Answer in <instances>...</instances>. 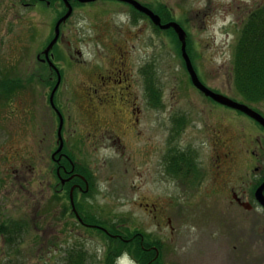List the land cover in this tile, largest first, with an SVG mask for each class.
<instances>
[{"label":"rangeland","instance_id":"374dc122","mask_svg":"<svg viewBox=\"0 0 264 264\" xmlns=\"http://www.w3.org/2000/svg\"><path fill=\"white\" fill-rule=\"evenodd\" d=\"M137 1L159 13L162 21L171 16L186 30L187 52L206 86L245 103L233 81L234 53L249 14L264 6V0ZM71 4L73 14L60 27L63 40L50 52V56L57 54L61 81L37 56L45 55L54 39L56 24L68 11L65 2L39 0L34 5L0 0V74L16 73L24 80L18 88L15 113H11L12 105L0 106V119L6 116L9 120L0 128V229L8 228L4 234L0 232V259L6 264H65L70 253L79 250L85 253L86 264H108L116 246L98 231L83 228L73 216L75 204L55 193L52 154L59 142V112L64 118L68 151L96 173L95 192L82 201L86 212L122 232L152 231V222L140 206L143 197L176 195L168 185L162 193L157 183L162 152L174 149L179 141L202 148L210 129L223 130L222 141L233 158L229 188L242 192L254 208L249 211L228 203L224 213L214 206L203 209L198 203L203 194L194 192L192 201L185 199V214L179 220V250L176 255L166 250L163 261L264 264V209L251 193L264 171V128L194 87L175 31H162L147 15L136 14L135 8L124 2ZM121 60L126 62L128 79L122 84L112 81L110 86L117 90L132 86L123 91L132 92L135 102L146 111L140 127L144 135L125 136L122 145L87 144L82 133L88 120L79 115V106L99 84L94 72L115 70ZM50 80L59 84L54 106L50 96L56 86H50ZM3 84L0 81V98L7 95ZM155 90L160 99L154 96ZM251 107L264 116V102ZM181 115L189 121L188 131L173 136L175 120ZM199 127L206 131L199 134ZM210 151L207 147L205 152ZM210 200L215 202V197ZM125 249L117 264H141L139 251L127 245Z\"/></svg>","mask_w":264,"mask_h":264},{"label":"flooded vegetation","instance_id":"af4514ba","mask_svg":"<svg viewBox=\"0 0 264 264\" xmlns=\"http://www.w3.org/2000/svg\"><path fill=\"white\" fill-rule=\"evenodd\" d=\"M154 12L160 15L156 11ZM146 17L150 20L148 16ZM169 22L177 21L172 19ZM162 24L166 23L162 21ZM170 30L174 31V29ZM62 40L63 36L61 35L58 44L62 42ZM68 44L71 45V42H68ZM37 59L43 63V65L47 66V69L51 70V75H55L57 79L61 77L62 81V73L57 64H55L56 57L53 53H51L50 57H46L42 52L37 56ZM49 60L54 62L56 68ZM69 60L73 61L72 56L69 57ZM119 64V68L111 70L110 72L101 73L100 70L94 72L100 80L98 81L99 84H96V86L92 88V93L83 97L85 103L79 106V115L88 120V124H86L87 130L82 133L84 137L83 140L87 144L91 145L98 144L99 142H109L111 144L118 143L122 145L125 136L140 138L144 135L140 127L146 111L135 102V97L132 92L124 94V91L129 90L132 86H129V88H120V90L110 86L112 81L116 84H122L123 79L127 77V73L125 72L126 62L121 60ZM5 80L9 81V86L7 95L0 98V106H4L5 104L12 105L11 113H15L19 89L14 82L18 81V76L16 73H7L6 76L0 74V81L3 82ZM52 83L53 82L50 80V86ZM55 86L52 87L54 88ZM93 93L96 95L93 96ZM1 94L4 95L3 92H1ZM6 121L9 120H6V116H2L0 119V128L5 126ZM188 122L186 116H178L175 120V127L172 129L173 136L178 135L180 132L186 134L189 128ZM63 129L64 118L61 131L63 149L57 153L61 146L58 133V147L52 154V161L55 163L52 173H54L57 180L55 193L57 192L58 196L59 193L63 194L65 198H69V201H72L73 195L76 207V210L72 208L73 215L83 228L93 231L99 230L115 239L124 241L132 250L140 252L143 256V264H166L163 261L164 254L167 252L166 250H168V252L172 250L171 252L174 255L177 254L179 250L177 239L179 240L180 234L179 220H181L182 216L185 214L184 204L187 203L188 200H191L194 192L196 193L200 190L201 194H203L202 197H200L201 200L198 201L203 209L214 206L220 208V212L224 213L223 208H226L228 203L231 206H237L249 211H252L254 208L251 200L245 198L242 192L235 187L229 188V169L233 158L230 157L231 153L228 152V144H226L224 140L222 141L223 130L212 128L210 129L208 140L202 142V148L193 145L194 143L191 142L180 143L179 141L174 149H168L167 152H162L160 159V163L162 164L158 165L157 183L160 185V191L162 193L164 185L173 188L177 193L171 198H165L163 194H158L156 197L152 198H142L144 203L140 206L144 208L145 214L152 222V231H134L131 229L129 230L130 232L126 231L128 235L131 233L130 237L127 238H124L123 234L120 233L111 234L108 230V227H111V225L105 227L85 221V218H88L90 221H95L93 213L89 211L86 212L85 209L87 208L82 201L85 199L89 200V197L95 192L96 173L91 165L77 162L75 157L68 151L67 141L63 136ZM203 129L206 131V127H199V134L203 133ZM207 147H210V154L205 152ZM249 152L250 156L255 154L252 150ZM261 172L251 190L255 200V193L264 182V171ZM51 189L52 187L50 186V190ZM213 196L215 197V202L210 200ZM185 199H187V202ZM256 202L258 203L257 200ZM77 205L80 209H78ZM259 207L264 209L260 204ZM255 208H258V206ZM170 210L172 211V215L170 214ZM117 229L118 231L122 230L118 228V226ZM259 232H261V230H259Z\"/></svg>","mask_w":264,"mask_h":264},{"label":"trees","instance_id":"16d2710c","mask_svg":"<svg viewBox=\"0 0 264 264\" xmlns=\"http://www.w3.org/2000/svg\"><path fill=\"white\" fill-rule=\"evenodd\" d=\"M23 1H30L35 5L39 0ZM133 10L136 14L143 15L137 10ZM170 20H172L171 16L167 18L165 16L163 19V23H167ZM176 40L178 41V44H180L177 35ZM56 55L57 54L55 53V56ZM233 77L236 90L239 95L243 97L247 105L252 106L254 104H260L264 102V6H261L260 8H257L252 11L248 16L246 23L242 27L234 53ZM22 80L23 79H20L18 77V81H13L14 83H16L15 85L19 89L21 86L24 85V80ZM29 80L32 81L33 79L30 78ZM8 82L9 81L5 80L4 84L2 85V88L6 87L8 90ZM53 85H55V83H53ZM154 93V96L160 99L159 91L155 90ZM78 209H80L79 206ZM94 220L95 221H90L88 218H85L86 222H93L97 225H102L105 227L108 226L106 222L100 221L98 219L96 220L95 217ZM6 229L8 228L4 225L1 227L0 232L4 234ZM108 230L111 234H123L124 238L130 237L131 235V233H129V235L127 233L130 232L129 230H127L126 233L118 231L116 226L108 227ZM98 232L106 236L113 243L116 242L114 244L116 246H114V250L111 251L112 253L109 256L108 264H117L118 259L126 251V243L124 241L115 239L107 234H104L102 231L98 230ZM137 255L138 259L143 264V256L139 253H137ZM85 259V253H83V251L74 250L67 257L65 264H86ZM0 264L6 263L0 259Z\"/></svg>","mask_w":264,"mask_h":264},{"label":"water","instance_id":"95a60500","mask_svg":"<svg viewBox=\"0 0 264 264\" xmlns=\"http://www.w3.org/2000/svg\"><path fill=\"white\" fill-rule=\"evenodd\" d=\"M41 1H49V0H41ZM68 7L67 13L59 19V21L56 24L55 27V37L54 39L50 42L46 50L44 51L46 57L50 56V52L55 46V44L58 42L60 38V27L63 23H65L68 18L71 17L73 14V6L71 4L72 1H78L80 3H91V2H96L98 0H63ZM120 2L127 3L131 6H133L137 11L147 15L150 17V19L153 21V23L158 26L161 30H170L174 29L175 33L178 36L179 41L181 42V51H182V56L183 59L185 60L187 70L189 72L191 82L194 85L195 88H197L200 92H202L206 97L212 99L214 102L226 106L228 108L234 109L238 112H241L253 120H255L257 123H259L263 128H264V116L260 114L258 111L253 109L251 106L238 102L234 99L229 98L228 96H225L221 93L215 92L214 90L210 89L208 86H206L202 80L200 79L192 61L191 58L187 52V32L186 30L178 23V22H169L167 24H162V19L159 15L155 14L150 8L147 6H144L137 0H116ZM52 64V63H51ZM61 80V77L59 78ZM59 84L55 87L53 94L51 96V103L54 106V96L56 91L58 90ZM59 117H60V130H59V137L61 141V146L58 150L60 152L63 149V141H62V125H63V117L62 115L58 112ZM256 200L258 203L264 208V182L259 186L257 189L256 193ZM72 203L74 205V200H73V195H72ZM75 206V205H74ZM76 210V209H75Z\"/></svg>","mask_w":264,"mask_h":264}]
</instances>
